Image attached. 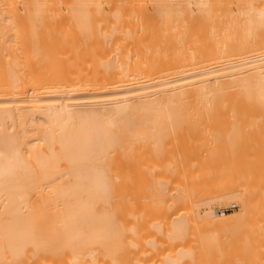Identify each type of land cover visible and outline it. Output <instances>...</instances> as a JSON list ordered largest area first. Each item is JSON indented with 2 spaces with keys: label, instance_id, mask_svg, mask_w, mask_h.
<instances>
[{
  "label": "bare ground",
  "instance_id": "6f19581e",
  "mask_svg": "<svg viewBox=\"0 0 264 264\" xmlns=\"http://www.w3.org/2000/svg\"><path fill=\"white\" fill-rule=\"evenodd\" d=\"M178 120H264V0H0V264H264L259 143L170 141L137 237L135 157Z\"/></svg>",
  "mask_w": 264,
  "mask_h": 264
},
{
  "label": "rangeland",
  "instance_id": "374dc122",
  "mask_svg": "<svg viewBox=\"0 0 264 264\" xmlns=\"http://www.w3.org/2000/svg\"><path fill=\"white\" fill-rule=\"evenodd\" d=\"M91 27H93V25ZM99 28H100V26H98L97 29L99 30ZM92 29L90 30L91 32L93 31ZM94 29H96V28H94ZM97 32H100V31H96V34L92 32L93 33L92 36L98 35L99 37H101L102 33L100 32L101 33V35H100V33L98 34ZM89 36L92 37L91 34ZM97 37H96V39H97ZM111 42L112 41L110 40V45H111ZM157 122L161 123V121H157ZM175 123H176V125L177 124L178 125L174 126V127H165L166 131L163 132V134H162L163 137L160 138L159 142H157V143L155 142L154 145L157 144V146H155L157 148L154 147V149H156V152L153 150V148H151V146H152L151 144H153L154 142L150 143L151 142L150 141L149 142L150 144L147 143L146 150H145V146L142 145L141 140L136 141L137 143L135 142V150L137 149V151H138V149L140 150V144L142 145L141 146V150L138 151V153H137L138 156L139 155L140 156L139 157L138 156L135 157V159H137V162H139L138 165H137V167H139V169H138V168H136L137 162L135 160V162H136L135 163V168H136L135 170H139V171H135V181H139L138 178H140L141 180L143 178V180H144V182L142 181L143 185H140L141 183H139V182H135V190L138 191V192L135 191V193H136V195H135V205L138 204V206L137 205L135 206V214H136V212H139L136 209H141L142 212H140V215H141L142 218L144 216H149L150 214H152V216H153V218L151 216H149V218L145 217L146 220L145 219L142 220L140 218H136L138 220V221L135 222V224L137 225V227H136L137 228V237H140V238L141 237L143 238L145 236V232H144V228H143L144 224L145 225L148 224L146 222L150 218L151 219L155 218V212H154L155 209L157 207H159V210H160L159 214L160 215H161V213L163 212V209H164V204H162V203L160 204V206H157V207H156L157 204H154V206H152V204H153L151 202L152 198H150V197L153 194L154 195L155 194L158 195V194L161 193V192H158V193L155 192L154 193L152 191V189L154 188L153 190H155V187H152V189H151L152 195L149 193L150 195L147 196L146 192L142 193V195H141L140 192H143L147 188V186H146L145 188L141 189L142 186L144 187L145 185H147V183H145L146 178L148 179L150 177L151 178L153 177L155 179L157 176L159 178H161L162 176L164 178H166V174L168 173V171L166 172L167 169L162 166L163 168H165V170L164 169H160V171L157 173L156 170L158 171L159 167H157L155 170L152 171V169H153L152 164L153 165L155 164L154 167H156L157 164H159V163L160 164L161 163L168 164V162H169V164H170L171 159L173 160V157L177 158L176 154H174L172 151L171 152L169 151L168 146H167V148L165 147L166 145H168V143L170 141H173L174 139H175V141H176V139H178V140L181 139V140L189 141L190 143H193V144L194 143H198L199 146H197L196 150L193 151L192 154H190V155L192 157L203 159V160L204 159L211 160V158L214 159L213 157H219L221 159L222 158L223 159H225V158L227 159V158H229L228 156H230L229 152L232 153V155L230 156V158H232V156H234L235 153L233 151L229 150V148H227V147H229L228 145L238 144V143H248V144L259 143V144H261L262 149H263L262 150L263 151L262 152V154H263L262 156H263V159H264V120H240V121H235V120H208V121H196V120L183 121V120H178V122L176 121ZM153 129L155 131L156 128L154 127ZM144 138L146 139V140L144 139L145 142H147L148 141V135L146 137H144ZM141 139H143V137ZM152 139H153L152 141H156V140H154L155 138H152ZM144 140H142V141H144ZM158 140L159 139H157V141ZM160 142L165 143V144H163V146H164L163 148H166V149H163V150L165 151V150L168 149L169 152L165 151L166 152L165 153L164 151H161L162 150L161 149L162 148V144L160 145V148L158 146ZM157 149H158V151H157ZM137 151H135V155H136ZM169 153H171V154L173 153L174 156L173 157H172V155L169 156ZM178 156H179V154H178ZM175 158H174L173 162L176 160ZM150 164H151L152 167L149 170V167H150L149 165ZM163 164H161V165H163ZM148 170L151 171L149 173L152 174V172H153V174L154 175L156 174L157 176L155 177V176H153V174L152 175L150 174L151 176L150 175L148 176L147 175V173H148L147 171ZM144 171H145V173H143ZM136 172H137V174H136ZM138 173H139V175H138ZM143 174L144 175L146 174L145 178L142 177ZM136 179H138V180H136ZM154 179H153V183L155 182ZM157 180L158 179H156V181ZM161 180H163V179H161ZM149 181H150V184H151L152 180H147L148 183H149ZM137 183H139V187H140L139 189L137 187L138 186ZM156 183L158 185L161 182L158 181ZM161 185H163V183ZM151 186H154V184L151 185ZM163 186H165V184ZM163 186L162 187L160 186V188L164 189ZM148 187H149V185H148ZM162 189H160V190H162ZM160 190H156V191H160ZM165 194L166 193H164V195ZM141 198H144V199H141ZM148 198H150V200ZM161 198L163 200H165V198H163L162 196H161ZM137 199H139V200H137ZM153 199H154V197H153ZM157 199H158V197L155 198V201ZM162 199H159V200H162ZM139 201H142V202L139 203ZM148 202H151V206L152 207H154V208L156 207L155 209L153 208V212H149L150 209L148 208V206H149L150 203L148 204ZM145 203L148 204V205H146ZM141 204H144V205L142 206ZM161 206H163V207L160 209ZM144 209H145V211L143 212ZM205 210L211 211L217 219L219 218L218 215H220V214H231V213H234V212H241L242 213L243 212V204H242L241 196L235 189L221 190V191H219V192H217V193H215V194H213L211 196V198L209 199L208 207L207 208L205 207ZM205 210L203 208L202 211H205ZM145 213H147L148 215L145 214ZM137 215H139V214L137 213ZM143 221H144V224H143ZM148 222H150V221H148ZM139 225H140V227H139ZM141 232H143V233H141ZM138 233L140 234V236L138 235ZM135 253H137V251H135ZM141 253L142 252L139 251L137 254H135V258L139 259V257H137V256L143 257L144 255L142 256ZM135 263H136V261H135Z\"/></svg>",
  "mask_w": 264,
  "mask_h": 264
},
{
  "label": "built area",
  "instance_id": "2783aa9c",
  "mask_svg": "<svg viewBox=\"0 0 264 264\" xmlns=\"http://www.w3.org/2000/svg\"><path fill=\"white\" fill-rule=\"evenodd\" d=\"M173 1H177V2H187V1H191V0H173Z\"/></svg>",
  "mask_w": 264,
  "mask_h": 264
}]
</instances>
